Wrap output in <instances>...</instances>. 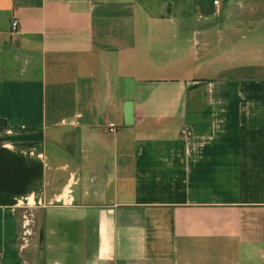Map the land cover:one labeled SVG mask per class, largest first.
I'll return each mask as SVG.
<instances>
[{
	"label": "crops",
	"instance_id": "crops-1",
	"mask_svg": "<svg viewBox=\"0 0 264 264\" xmlns=\"http://www.w3.org/2000/svg\"><path fill=\"white\" fill-rule=\"evenodd\" d=\"M213 1L0 0V264L26 198L43 264H264V0Z\"/></svg>",
	"mask_w": 264,
	"mask_h": 264
},
{
	"label": "rangeland",
	"instance_id": "rangeland-1",
	"mask_svg": "<svg viewBox=\"0 0 264 264\" xmlns=\"http://www.w3.org/2000/svg\"><path fill=\"white\" fill-rule=\"evenodd\" d=\"M27 200V198H26ZM23 201L24 211H20V226H19V243L22 244L25 248L23 249V253L26 254V259L28 260L29 264H36V259H39L38 264H43L45 254L42 253V249L38 250V247L42 246L41 243H38L39 238L42 236L40 232L39 224L35 223V212L29 209H26L30 206H33L34 203L28 204L29 200L26 202ZM35 207H41V204ZM23 224L25 227L23 228ZM68 231V238L73 240L76 238L75 235H72L73 231ZM33 243L32 246L30 245Z\"/></svg>",
	"mask_w": 264,
	"mask_h": 264
},
{
	"label": "built area",
	"instance_id": "built-area-1",
	"mask_svg": "<svg viewBox=\"0 0 264 264\" xmlns=\"http://www.w3.org/2000/svg\"><path fill=\"white\" fill-rule=\"evenodd\" d=\"M213 4L214 5H217L218 4V1L217 0H214L213 1ZM17 26H18V21L16 19H13L10 23V28L12 31H15L17 29ZM106 128L109 132H115L116 131V126L112 123H108L106 125ZM190 134V131L188 129H183L181 131V135L182 136H188ZM26 200V199H25ZM28 201V199L26 200V202ZM25 227V224H23V228Z\"/></svg>",
	"mask_w": 264,
	"mask_h": 264
}]
</instances>
